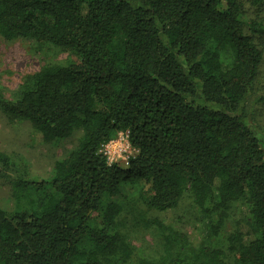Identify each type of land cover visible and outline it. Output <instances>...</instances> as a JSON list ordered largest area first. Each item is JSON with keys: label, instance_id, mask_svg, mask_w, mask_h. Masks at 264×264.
Wrapping results in <instances>:
<instances>
[{"label": "trees", "instance_id": "obj_1", "mask_svg": "<svg viewBox=\"0 0 264 264\" xmlns=\"http://www.w3.org/2000/svg\"><path fill=\"white\" fill-rule=\"evenodd\" d=\"M243 15V0H0L2 37L78 56L41 67L15 98L0 94L1 110L29 121L39 143L82 130L49 178L10 179L0 264H125L135 247L114 229L121 204L105 200L122 183L151 192L160 211L189 193L214 236L231 202L249 207L250 230L229 233L226 250L156 221L158 255L138 264H264V142L241 113L262 29L246 33ZM118 131L138 150L125 166L101 151ZM0 165L12 167L1 150Z\"/></svg>", "mask_w": 264, "mask_h": 264}, {"label": "rangeland", "instance_id": "obj_2", "mask_svg": "<svg viewBox=\"0 0 264 264\" xmlns=\"http://www.w3.org/2000/svg\"><path fill=\"white\" fill-rule=\"evenodd\" d=\"M244 31L251 34L250 23L262 29L252 33L262 52V62L253 81L250 95L244 102L241 113L245 120L259 133L264 142V0L256 4L253 0H243ZM78 60L72 51L52 44L39 43L31 39H5L0 35V94L7 99L15 98L27 85L32 83L34 74L45 65L71 63ZM82 130L51 143L37 142V133L27 120H11L0 108V150L11 158L12 167L4 169L0 165V207L11 210L15 201L11 195L10 179L49 178L53 165L58 159L67 158L78 146ZM127 139L126 133L118 131L110 140L113 145H121ZM138 150L131 149L122 155L113 153L108 163L125 166ZM113 160V161H111ZM116 160V161H114ZM151 192L140 191L130 183H122L119 192L105 200L116 201L122 211L115 222V230L122 233L135 247L133 256L125 264H138L142 256L156 257L160 250L161 233L156 221L173 226L184 233L194 243L204 241L209 246L226 250V237L237 227L250 230V213L245 199L229 204L228 215L219 234L209 231V220L194 205L189 193H184L177 207L165 211L155 210L147 204ZM92 221L99 224L100 211L92 213ZM233 262V257L229 258Z\"/></svg>", "mask_w": 264, "mask_h": 264}, {"label": "built area", "instance_id": "obj_3", "mask_svg": "<svg viewBox=\"0 0 264 264\" xmlns=\"http://www.w3.org/2000/svg\"><path fill=\"white\" fill-rule=\"evenodd\" d=\"M112 143H113L112 140H108L107 142H104L101 145V151L105 154L106 159H109V160H110V155H112L113 153H116L117 155H122L123 152H126L127 150L131 149V147H132L128 141V136H127L126 141L119 146L113 145ZM111 161H113V160H111ZM114 161H116V160H114ZM107 162H108V160H107ZM108 164H112V163H108Z\"/></svg>", "mask_w": 264, "mask_h": 264}]
</instances>
